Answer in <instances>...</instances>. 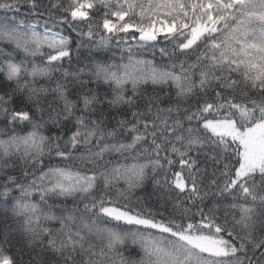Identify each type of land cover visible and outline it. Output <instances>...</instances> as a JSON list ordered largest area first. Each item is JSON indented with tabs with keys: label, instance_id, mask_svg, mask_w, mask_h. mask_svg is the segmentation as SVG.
<instances>
[{
	"label": "snow or ice",
	"instance_id": "obj_1",
	"mask_svg": "<svg viewBox=\"0 0 264 264\" xmlns=\"http://www.w3.org/2000/svg\"><path fill=\"white\" fill-rule=\"evenodd\" d=\"M0 264H264V0H0Z\"/></svg>",
	"mask_w": 264,
	"mask_h": 264
},
{
	"label": "trees",
	"instance_id": "obj_2",
	"mask_svg": "<svg viewBox=\"0 0 264 264\" xmlns=\"http://www.w3.org/2000/svg\"><path fill=\"white\" fill-rule=\"evenodd\" d=\"M161 46L169 47V48L172 47L171 44H169V43H167V42H164L163 40H161V41L158 43V45H157L158 48L161 47ZM145 58H146V59H153V57H152L150 54H145ZM155 60H156L157 63H159L160 60H161V57H160L158 51H157V55H156V57H155ZM153 203H155V202L153 201Z\"/></svg>",
	"mask_w": 264,
	"mask_h": 264
}]
</instances>
